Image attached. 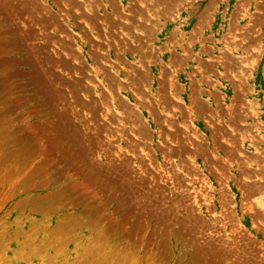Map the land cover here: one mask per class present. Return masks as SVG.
<instances>
[{
    "label": "rangeland",
    "instance_id": "obj_1",
    "mask_svg": "<svg viewBox=\"0 0 264 264\" xmlns=\"http://www.w3.org/2000/svg\"><path fill=\"white\" fill-rule=\"evenodd\" d=\"M0 264H264V0H0Z\"/></svg>",
    "mask_w": 264,
    "mask_h": 264
},
{
    "label": "bare ground",
    "instance_id": "obj_2",
    "mask_svg": "<svg viewBox=\"0 0 264 264\" xmlns=\"http://www.w3.org/2000/svg\"><path fill=\"white\" fill-rule=\"evenodd\" d=\"M153 1V0H152ZM155 1V0H154ZM155 17H158V16H155ZM152 25V24H151ZM145 29V28H144ZM149 29L147 28L146 30H144L145 32H147ZM151 31V30H150ZM250 188L248 187L247 188V190H249ZM251 190V189H250ZM253 190H255V189H253ZM261 192V191H260ZM250 193H251V191H250ZM259 193V192H258ZM262 193V192H261ZM253 194V193H252ZM262 202V201H261Z\"/></svg>",
    "mask_w": 264,
    "mask_h": 264
}]
</instances>
